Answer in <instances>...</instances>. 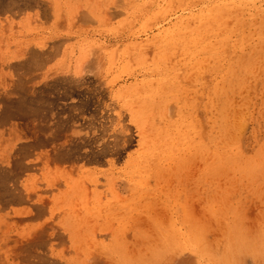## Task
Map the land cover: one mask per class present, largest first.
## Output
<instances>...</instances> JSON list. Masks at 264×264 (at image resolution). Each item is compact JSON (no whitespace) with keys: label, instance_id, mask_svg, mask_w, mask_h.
<instances>
[{"label":"rangeland","instance_id":"1","mask_svg":"<svg viewBox=\"0 0 264 264\" xmlns=\"http://www.w3.org/2000/svg\"><path fill=\"white\" fill-rule=\"evenodd\" d=\"M263 255L264 0H0V264Z\"/></svg>","mask_w":264,"mask_h":264},{"label":"bare ground","instance_id":"2","mask_svg":"<svg viewBox=\"0 0 264 264\" xmlns=\"http://www.w3.org/2000/svg\"><path fill=\"white\" fill-rule=\"evenodd\" d=\"M238 9H239V8H238ZM204 74H206V73H204ZM200 80H202V79L200 78ZM200 80H199V81H200ZM205 82H206V81H205ZM204 88H205V87H204ZM196 94H198V93H196ZM202 95H203V94H202ZM200 99H201V97H200ZM232 100H233V99H232ZM197 101H198V100H197ZM232 108H233V107H232ZM152 115H153V113H152ZM230 117H231V115H228V114H227L226 117H225L224 122L222 123V126H224V127L227 126V129H228V124H229V120H230L229 118H230ZM192 118H193V117H192ZM192 120H193V119H192ZM196 123H197V122H196ZM230 123H231V122H230ZM155 124H156V123H155ZM198 124H199V123H198ZM200 124H201V123H200ZM202 124H203V123H202ZM236 124H237V123H236ZM238 124H239V123H238ZM238 124H237V125H238ZM240 126H242L241 123H240ZM231 127H232V126H231ZM203 128H204V127H203ZM203 128H202V129H203ZM237 128H238V127H237ZM198 129H199V127H198ZM198 129H197V130H198ZM227 129H226V131H227ZM240 129H242V127H240ZM146 130H147V129H146ZM201 131H202V130H201ZM221 131H222V129H221ZM232 131H233V130H232ZM237 131H238V130H237ZM228 132H229V131H228ZM230 132H231V130H230ZM238 132L240 133L241 131H238ZM198 133H199V132H198ZM196 134H197V133H196ZM199 134H200V133H199ZM199 134H198V135H199ZM201 134H202V133H201ZM229 134H230V133H229ZM194 136H195V135H194ZM196 136H197V135H196ZM237 136H238V133H237ZM160 138H161V137H160ZM202 138H204L203 135H202ZM204 140H205V139H204ZM215 148L217 149V147H215ZM214 152H215V151H214ZM217 153H219V152H217ZM221 153H223V152H221ZM197 155L202 156V149H200V150L197 152ZM215 155H216V152H215ZM217 156H218V154H217ZM215 157H216V156H215ZM218 157H219V156H218ZM220 157H221V156H220ZM220 157H219V158H220ZM216 158H217V157H216ZM219 158H217V159L220 160L221 158H220V159H219ZM223 158H224V157H223ZM226 158H227V157H226ZM226 158H225V159H226ZM217 159H216V160H217ZM233 159H234V158H233ZM262 159H263V158H262ZM212 160H213V163L211 162V166H212V167L210 166V169L212 168V172H213V174H215L216 172H215L214 170L218 169V167H216V166H220V165H222V163H221L220 165H215V164H217V163H215L216 160L214 159V153H213V156H212ZM223 160H224V159H222V162H223ZM237 160H238V159H237ZM228 161H230V163H231V159H230V158H229V160H227V163H228ZM256 161H257V160H256ZM217 162H218V161H217ZM234 162H235V160H234ZM224 163H225V162H224ZM224 163H223V165H224ZM230 163H229V164H230ZM252 163H253L254 168L256 169V165H257L258 162H252ZM225 165H226V164H225ZM261 165H263V164H260V163L258 164L259 167H261ZM227 166H228V165H227ZM219 168L221 169V167H219ZM262 170H263V169H262ZM218 171H219V170H217V172H218ZM223 171H224V169H223ZM248 171H249V169H248ZM260 171H261V170H260ZM220 172H222V170H221ZM224 172H225V171H224ZM224 174H225V173H224ZM215 175H218V173H216ZM245 179H246V178H245ZM159 180H160V179H159ZM248 186H249V185H248ZM252 191H253V190H252ZM196 192H197V190L195 191V194H196V195H194V197L198 195V193H196ZM192 196H193V195H192ZM253 197H254V196H253ZM195 198H196V197H195ZM225 205H226V204H225ZM231 221H232V220H231ZM229 224H230V223H229ZM231 224H232V223H231ZM233 224H234V223H233ZM240 224H241V223H240ZM240 224H237V225L234 224V225L239 226ZM220 225H222V224H220ZM241 225H242V224H241ZM230 227H231V226H230ZM239 227H240V226H239ZM241 227H242V226H241ZM226 229L228 230V228H226ZM226 229H225V230H226ZM231 229H232V227H231ZM248 229H249V228H248ZM226 233H227V232H226ZM226 233H225V234H226ZM231 234H232V232H231ZM258 235H259V234H258ZM170 236H171V235H170ZM232 237H233V236H232ZM233 238H234V237H233ZM222 239H223V238H222ZM234 240H235V239H233V241H234ZM225 241H226V240H225ZM221 243H222V242H221ZM167 245H168V244H167ZM216 251H217V250H216ZM247 251L249 252L248 249H247ZM237 253H238V252H237ZM244 253H245V252H244ZM238 254H239V253H238ZM251 255H252V254H251ZM252 256H253V255H252ZM263 256H264V255H263ZM258 257H259V259H260V256H258ZM263 258H264V257H263ZM156 259H157V258H156ZM152 260L154 261V259H152ZM237 260H238V259H237ZM263 260H264V259H263ZM149 261H150V260H149ZM153 261H151V262L153 263ZM255 261H256V259H255ZM260 261H262V260H260ZM156 262H157V261H156ZM263 263H264V262H263ZM150 264H151V263H150ZM154 264H155V263H154ZM220 264H221V263H220ZM225 264H226V263H225Z\"/></svg>","mask_w":264,"mask_h":264}]
</instances>
